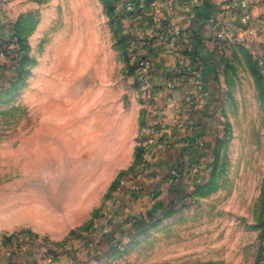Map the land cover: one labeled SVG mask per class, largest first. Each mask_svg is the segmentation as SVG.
<instances>
[{"label":"rangeland","instance_id":"rangeland-1","mask_svg":"<svg viewBox=\"0 0 264 264\" xmlns=\"http://www.w3.org/2000/svg\"><path fill=\"white\" fill-rule=\"evenodd\" d=\"M131 1L0 0V264H264L254 44H215L196 109L215 158L196 187L158 163L156 87L130 47L159 31Z\"/></svg>","mask_w":264,"mask_h":264},{"label":"crops","instance_id":"crops-1","mask_svg":"<svg viewBox=\"0 0 264 264\" xmlns=\"http://www.w3.org/2000/svg\"><path fill=\"white\" fill-rule=\"evenodd\" d=\"M241 0H142L144 19L154 20L159 32L150 38L152 49L150 56L154 61V74L149 81L151 88H155L157 96V115L154 116L158 126L157 137L164 146L163 158L158 163L168 160L181 170L189 172L192 185L198 187L206 180V176L213 170L215 158L213 150H208L209 134L206 128L199 126L205 116L196 110L200 103L210 102L216 87V75H220V57L215 44L223 45L227 41H218L216 35L221 30H229L233 38L244 42L252 41L254 53L264 56V29L257 40L246 36L238 15L232 14L229 6L239 7ZM254 19L264 17V0H247ZM156 2L158 12H154L151 3ZM134 5L137 1H131ZM153 24V25H154ZM160 28V30H159ZM256 29L258 27L256 26ZM171 31L168 43L164 36ZM151 32V31H150ZM149 32V33H150ZM242 41V42H243ZM222 48V47H221ZM183 61L189 63L186 71ZM198 70L204 82V92L190 84L193 88L191 99L183 88L175 92V103L169 100L167 90L168 78L175 71H185L189 75H196ZM212 95V96H211ZM196 111V112H194ZM170 143L172 145H170ZM202 146L198 148L197 145ZM168 147V146H167ZM207 150L205 151L204 148ZM166 154L170 156L165 158ZM188 194V199L191 200Z\"/></svg>","mask_w":264,"mask_h":264},{"label":"built area","instance_id":"built-area-1","mask_svg":"<svg viewBox=\"0 0 264 264\" xmlns=\"http://www.w3.org/2000/svg\"><path fill=\"white\" fill-rule=\"evenodd\" d=\"M128 6L130 7L132 5L128 4ZM134 6L137 7L136 9L141 11L144 8L142 0H137V4ZM151 8L154 12H158L156 2L151 3ZM229 10L232 14L238 15L239 21L244 27L243 31L247 37L253 40H257L260 37L261 34L258 32V30L264 29V17L254 19L252 17L250 5L247 0H241L239 7L229 6ZM256 26L258 29H256ZM216 38L218 41H231L234 39L229 30L219 31L216 35ZM243 40H245V37L240 38V41ZM152 47V42L148 38L136 40L132 42L130 47V59L135 65L137 72L145 76L147 79H149L154 74V61L150 56ZM4 53L1 52L0 55L3 56ZM260 64L264 65V56L260 57ZM178 74H181V71H176L167 80L168 83L166 87L169 93V100L172 104L175 103V92L179 88H183L190 99L193 88H191L192 86L190 87L189 84L195 85L196 88H201L202 77L199 72L192 77H184Z\"/></svg>","mask_w":264,"mask_h":264},{"label":"trees","instance_id":"trees-1","mask_svg":"<svg viewBox=\"0 0 264 264\" xmlns=\"http://www.w3.org/2000/svg\"><path fill=\"white\" fill-rule=\"evenodd\" d=\"M154 219V217H152L151 215L148 216V221Z\"/></svg>","mask_w":264,"mask_h":264}]
</instances>
